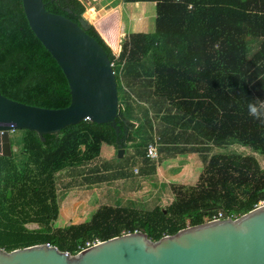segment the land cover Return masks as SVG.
Wrapping results in <instances>:
<instances>
[{"label":"trees","instance_id":"16d2710c","mask_svg":"<svg viewBox=\"0 0 264 264\" xmlns=\"http://www.w3.org/2000/svg\"><path fill=\"white\" fill-rule=\"evenodd\" d=\"M43 2L85 27L83 1ZM124 2L155 3V31L130 34L117 56L86 27L114 64L121 114L135 128L124 157L101 158L103 132H112L119 150L110 124L83 121L45 142L21 130V156H0V249L6 252L50 245L76 256L88 244L133 233L157 242L219 214L237 219L264 202V169L256 158L214 154L239 144L264 155V0ZM0 93L40 108L71 103L67 79L29 26L22 0H0ZM249 103L257 105L256 116ZM150 144L157 159L148 157ZM189 154L203 170L194 185L171 184L166 207L101 206L89 222L54 227L61 192L130 181L135 167L140 176H153L162 163Z\"/></svg>","mask_w":264,"mask_h":264},{"label":"water","instance_id":"95a60500","mask_svg":"<svg viewBox=\"0 0 264 264\" xmlns=\"http://www.w3.org/2000/svg\"><path fill=\"white\" fill-rule=\"evenodd\" d=\"M33 33L62 69L71 103L62 109L26 105L0 93V156L12 157V133L45 136L83 121L110 124L117 134L118 157L133 130L122 117L113 63L86 27L49 12L43 0H22ZM120 118V119H119ZM124 124V126H122ZM0 264H264V204L237 219L209 221L154 242L145 233L98 242L76 256L48 245L6 252Z\"/></svg>","mask_w":264,"mask_h":264},{"label":"crops","instance_id":"0c3cea01","mask_svg":"<svg viewBox=\"0 0 264 264\" xmlns=\"http://www.w3.org/2000/svg\"><path fill=\"white\" fill-rule=\"evenodd\" d=\"M85 2L87 6L86 11L94 12V18H90L93 17V14H91L88 20L114 53L117 51H120L119 54L121 53L122 42L130 34L153 33L155 31V3H125L124 0H85ZM101 137V158L111 161L116 157L117 150L113 140V134L111 131H107L103 132ZM129 144L127 143L126 146ZM202 170L203 165L194 154L180 156L162 163L159 165L157 173L149 177L140 176L139 169L135 167L132 179L130 181H123L125 184H130L131 186V193L129 194L131 199L128 200L125 196L126 202L141 203L144 206L160 205L162 201L160 198L169 191L171 184L194 185L198 181ZM123 182L106 183L92 187L95 190L91 191L100 190L101 195H103L109 192L108 187L112 190V188H117ZM107 196L115 203L124 202L121 197L118 199V197L109 194ZM80 201H83L85 204L92 203L90 199L81 198ZM75 217L77 219L79 218L77 214ZM67 219H69L68 216ZM67 225L68 223L66 222Z\"/></svg>","mask_w":264,"mask_h":264},{"label":"rangeland","instance_id":"374dc122","mask_svg":"<svg viewBox=\"0 0 264 264\" xmlns=\"http://www.w3.org/2000/svg\"><path fill=\"white\" fill-rule=\"evenodd\" d=\"M84 3L85 0H81ZM93 11L88 12V10L84 13L85 19H89L91 14H93ZM94 18V14L93 17ZM89 21V20H88ZM120 51L115 52L116 55L119 54ZM22 135V131H16L12 134V149L13 153L19 155V151L23 146L22 139L19 141V137ZM214 154H222V155H240V156H248V157H254L258 160L260 163V166L262 169H264V155L260 150L253 149L251 147L242 146L239 144L234 145H228L225 147H219L215 148ZM118 151L116 150V155ZM19 159V157H18ZM99 189V188H98ZM109 192L101 195V191H91L95 190L94 188L83 189L78 191H70V192H61L60 193V213L58 219L54 222V227L56 228H62L66 226V222L68 225L70 224H80L83 222H89L95 212L98 208L101 206H115L117 204L118 206H126V207H135L134 202H126V198L130 200L129 194L131 193V186L130 184H125L124 182L118 186L117 188H112V190L108 187ZM87 193V194H86ZM118 197V199L121 197V199L124 200V202L115 203L113 200H111L107 195ZM167 194V198H166ZM124 196V198H123ZM126 196V198H125ZM161 197V196H160ZM90 199L92 201L91 204H85L83 201H80V199ZM166 198V199H165ZM162 201L160 203L161 207H166L167 205L171 204L173 201V197L170 194L169 191H167L165 194L162 195L160 198ZM134 204V205H133ZM261 204H264L261 203ZM116 205V206H117ZM136 208H140L143 210H147L148 208H151L150 205L144 206L143 204L139 203L136 204ZM87 212V214H86ZM76 214L78 215V219L75 217ZM67 216L69 219L66 220ZM71 222V223H70ZM67 225V226H68ZM30 228H37V226H30Z\"/></svg>","mask_w":264,"mask_h":264},{"label":"built area","instance_id":"2783aa9c","mask_svg":"<svg viewBox=\"0 0 264 264\" xmlns=\"http://www.w3.org/2000/svg\"><path fill=\"white\" fill-rule=\"evenodd\" d=\"M113 67H114V64H113ZM147 153H148V157H150L151 159H157V158H158V150H157L156 145H154V144H150V145L148 146ZM221 216H222V215L220 214V217H221ZM96 244H97V243H96ZM96 244H93V245H96ZM93 245L88 244V245H87V248H89V247H91V246H93ZM48 246H50V245H48ZM87 248H86V249H87ZM83 250H85V249H83Z\"/></svg>","mask_w":264,"mask_h":264},{"label":"clouds","instance_id":"9594fccd","mask_svg":"<svg viewBox=\"0 0 264 264\" xmlns=\"http://www.w3.org/2000/svg\"><path fill=\"white\" fill-rule=\"evenodd\" d=\"M248 111H249V114H251L253 116H256L257 115V112H258L257 105L254 104V103H249V105H248Z\"/></svg>","mask_w":264,"mask_h":264},{"label":"bare ground","instance_id":"6f19581e","mask_svg":"<svg viewBox=\"0 0 264 264\" xmlns=\"http://www.w3.org/2000/svg\"><path fill=\"white\" fill-rule=\"evenodd\" d=\"M14 133V132H13ZM12 133V134H13ZM11 142H12V138H11ZM126 145V144H125ZM124 149V148H123ZM13 155V154H12ZM118 156V155H117ZM222 215V214H221ZM220 218H222V216L220 217V214L218 215V218L216 220H219ZM232 219V218H231ZM215 221V220H214Z\"/></svg>","mask_w":264,"mask_h":264}]
</instances>
